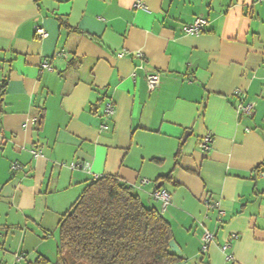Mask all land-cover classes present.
I'll return each mask as SVG.
<instances>
[{
	"label": "crops",
	"instance_id": "0c3cea01",
	"mask_svg": "<svg viewBox=\"0 0 264 264\" xmlns=\"http://www.w3.org/2000/svg\"><path fill=\"white\" fill-rule=\"evenodd\" d=\"M196 17L204 32L183 34ZM2 87L0 264H57L63 215L106 175L162 213L177 264H264V2L0 0ZM158 188L171 195L164 211Z\"/></svg>",
	"mask_w": 264,
	"mask_h": 264
},
{
	"label": "trees",
	"instance_id": "16d2710c",
	"mask_svg": "<svg viewBox=\"0 0 264 264\" xmlns=\"http://www.w3.org/2000/svg\"><path fill=\"white\" fill-rule=\"evenodd\" d=\"M172 240L159 211L145 208L119 177L106 175L91 181L63 215L56 263L177 264L181 258L169 250ZM36 264L48 262L39 258Z\"/></svg>",
	"mask_w": 264,
	"mask_h": 264
},
{
	"label": "built area",
	"instance_id": "2783aa9c",
	"mask_svg": "<svg viewBox=\"0 0 264 264\" xmlns=\"http://www.w3.org/2000/svg\"><path fill=\"white\" fill-rule=\"evenodd\" d=\"M264 2V0H260ZM134 8L142 11H147L145 5L141 1H136L134 4ZM208 25V20L203 18V17H196L192 23L182 25L181 26V32L185 35H200L201 33L204 32L206 26ZM35 34L39 38H46L47 33L41 28V27H36L35 28ZM56 56H61L64 57V52L59 51L55 53ZM137 58H143V54L141 52H137L136 54ZM125 56V53H119L117 55L118 58H122ZM41 67L45 70H51L50 65L48 62H44ZM145 82L146 86L149 92H154L158 89L159 86V75L158 73H147L145 75ZM235 96L240 95L239 90L234 91ZM254 105L251 103H244L243 101H240L236 106H235V111L241 115H247L250 116L253 112ZM114 114V106L111 101H107L105 104V108L103 111L104 118L107 120L110 119ZM101 130H107L108 126L102 125ZM213 141V137L210 133L206 134L198 143V147L203 153H208L211 149V144ZM70 169H76V168H83L86 169L88 168L87 163H81V164H75V163H70L68 165ZM19 167L16 165H11L12 170H17ZM142 183H145V181H142ZM152 198L158 202L161 203V210L164 211L170 204H171V195L164 189L158 188L152 192ZM206 205L208 207H211L209 202H206ZM160 212V211H159ZM161 213V212H160ZM162 214V213H161ZM214 239V234L210 233L209 231H204L203 237H202V247H201V253H205L208 249L209 244L213 241ZM228 248V245H225L223 247V250H226ZM231 257H228L229 260ZM19 259V258H17Z\"/></svg>",
	"mask_w": 264,
	"mask_h": 264
},
{
	"label": "water",
	"instance_id": "95a60500",
	"mask_svg": "<svg viewBox=\"0 0 264 264\" xmlns=\"http://www.w3.org/2000/svg\"><path fill=\"white\" fill-rule=\"evenodd\" d=\"M169 250L174 254L179 253V248L173 240L169 242Z\"/></svg>",
	"mask_w": 264,
	"mask_h": 264
},
{
	"label": "rangeland",
	"instance_id": "374dc122",
	"mask_svg": "<svg viewBox=\"0 0 264 264\" xmlns=\"http://www.w3.org/2000/svg\"><path fill=\"white\" fill-rule=\"evenodd\" d=\"M54 264V263H53Z\"/></svg>",
	"mask_w": 264,
	"mask_h": 264
}]
</instances>
